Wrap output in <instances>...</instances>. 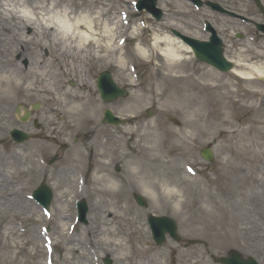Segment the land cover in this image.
<instances>
[{
    "label": "bare ground",
    "instance_id": "bare-ground-1",
    "mask_svg": "<svg viewBox=\"0 0 264 264\" xmlns=\"http://www.w3.org/2000/svg\"><path fill=\"white\" fill-rule=\"evenodd\" d=\"M75 1L0 0V144L6 139L7 125L13 123L12 109H24L33 101L46 107L41 119L47 131L43 140L27 153L4 150L3 157L0 154L2 167L15 173L12 179L0 178V264H28L29 258L33 264H44L50 258L47 251L61 246L63 253H75L76 243H87L95 253H112L118 264H154L149 247L142 246L146 239L137 219L131 216L126 182L105 172L103 161L117 157L119 139L113 135L103 139L106 128L98 124L102 106L95 98L94 84L88 81L90 71L111 65L123 74L140 58L153 64L155 75L151 84L131 82L135 93L125 111L138 112L149 95L150 101H161L160 106L178 114L181 121L171 125H138L131 130L134 140L129 145L130 154L122 155L123 160L129 158V185L152 200L176 201L180 206L187 197L204 196L213 200L223 214H237L244 209L246 188L264 194V185L257 181L258 166L264 164V95L249 119L235 122L231 114L242 111L243 103L251 95L242 90V95L236 96L230 83H221L205 70L191 67V60L182 56L190 50L178 39L161 37L153 31L145 43L138 36L145 25L132 27L124 20L125 11L112 7L113 1L80 0V5ZM134 40L135 47L127 49V43ZM32 44L45 51L46 60L37 61L32 70L30 61L22 60L28 70V74H23L10 50L14 46L25 57L24 48ZM159 57L164 62L154 64ZM235 63L241 70L234 73L245 83L257 74L264 77V67L255 62ZM58 78H63L64 83ZM65 80H74V88H67ZM212 123L219 130L225 129L224 148L233 157L225 160V171L204 189L198 181L187 177V167L191 166L187 158L179 157L176 161L170 153L185 154L188 142L204 137ZM82 132L90 134V144L96 149H107L91 154L93 168L82 182L73 173H83L88 159L84 147H66L50 171L57 195L45 219L33 210L23 193L20 177L26 171L20 169L22 161L30 166L27 171H32L40 166L43 153L51 145L64 144L70 136ZM164 152H168L169 158L162 156ZM255 184L257 187L252 189ZM84 192L93 200L91 211L99 222L97 230L87 228L84 240L78 241L70 225L68 207L71 200ZM253 197L254 203L264 210L258 194ZM42 226L50 227V232L44 234ZM30 246L35 250L33 255L28 251Z\"/></svg>",
    "mask_w": 264,
    "mask_h": 264
},
{
    "label": "rangeland",
    "instance_id": "rangeland-1",
    "mask_svg": "<svg viewBox=\"0 0 264 264\" xmlns=\"http://www.w3.org/2000/svg\"><path fill=\"white\" fill-rule=\"evenodd\" d=\"M113 1L112 7H121L123 11L126 12L128 20L132 27L134 25H139L143 23L146 25L147 29L143 31L139 38L143 42L149 41L153 31L158 33L161 37L169 36L170 38L174 37L171 34V30H176L183 35L194 37L197 39H204L201 35L200 25L203 20L211 19L214 15L219 17L218 14L211 13L208 9L195 10L187 5H185L181 0H161L158 3V7L164 13L163 19L160 22H156L150 15L145 12L139 13L136 12L134 8V3L137 0H120ZM233 6H224L226 9H230L237 14H240L243 17L250 18L255 22L260 21V16L257 14V9L254 8L251 0H229ZM80 0H76L75 4L80 5ZM264 4V0H262ZM253 15V16H251ZM214 22L216 21L213 18ZM237 24L238 21H235ZM217 23V21H216ZM241 24V23H240ZM243 24V23H242ZM220 28L228 29L225 24H222ZM252 30L251 26L244 24L239 28H233V32H241L242 30ZM249 33V32H248ZM177 40V39H176ZM134 41H129L126 45L127 49H132L135 47ZM241 51L232 52L230 54L226 53V56L233 61H239L240 63L247 64L255 62L256 65L264 66V37L254 38L251 42L242 43ZM13 52V58L16 60L17 65L21 68L23 74H28V70L24 68L22 60L30 61V70L34 67L35 63L39 60H46L45 51L38 49L34 44L30 47L24 48V52L27 56L21 57L19 53H22V50L16 49L14 46L10 50ZM20 58L18 59V57ZM183 58L186 60H191L188 63L191 64L195 70L199 69L203 72H208L212 77L219 80L221 83H230L232 86V91L236 96L242 95L243 92H248L251 95L248 101L244 102V107L242 111L232 113L231 116L235 122H242L249 119L257 106L260 103L261 95H264V79L260 75L253 76V79L247 80V83L241 79L234 72L236 70H241V67L238 65L234 66L232 72L226 74H221L215 71L213 68L207 66L206 64L199 63L193 58V55L188 52L182 53ZM163 58L159 57L158 61H155L154 64L163 63ZM134 72L130 70L120 73L115 66H101L96 67L90 71L88 75V81L95 83L96 78L99 73L107 71L111 74L114 82L117 87L126 89L128 91L127 97L120 99L114 103L105 104L99 100L98 92L96 88H92L95 91V98L98 99L99 103L102 106V113L105 109H108L112 114L125 121L121 126H109L101 123L99 119L98 124L106 128V134L103 136V139L107 135L116 136L119 139L118 143V155L114 159H104L105 163V172L106 174L120 178L123 182H126V194H127V204L132 207L133 211L131 213L132 218L137 219V225L140 227L143 236L146 239L143 247H149L150 255L152 262L155 264H214L211 260V256L222 257L229 250H236L240 252L244 257H253L258 264H264V210L262 205H257L253 194H258L259 201L264 202V194H261L257 191L250 190L246 188L244 193L245 205L244 209L240 213H228L223 214L218 206L211 199H207L204 196H196L192 199V196L185 198L184 204L180 206L176 204V201L168 203L165 200L155 201L150 199L142 193L141 190L129 185V180L126 175L129 158L123 160V154H130L129 145L134 140V136H131V130L135 129L138 125L143 126H156L166 123L167 125L177 124L176 122L181 121V117L178 114H175L172 110L165 109L161 101L153 102L149 100V95H147L144 103L139 108L138 112L128 113L126 112V107L129 106L131 102L132 95L135 93L132 83H138L139 80L142 84H151L154 80V71L153 64H150L148 60L141 59L136 62L134 66ZM130 74V75H129ZM126 75L131 76L127 78ZM62 82L63 78H58ZM64 83V82H62ZM75 81L65 80V86L67 88H74ZM237 97V101H238ZM38 103L39 109L37 111H31L30 118L24 123L20 122V117L15 114V106L10 112L12 124H8L5 133V141L0 144V154L3 155L6 153L4 150H10L12 152L23 154L27 153L30 150H33V146L37 142H41L45 135L47 134L46 127L41 117L44 114L46 107L40 102H32L25 105V108L30 109L31 107ZM21 112V108H20ZM147 112L152 113L151 117L147 118ZM59 121V119H57ZM12 129H18L24 133L30 135V140L23 144H15L9 137V131ZM225 129L219 130L215 124H211L207 130V134L203 137L200 136L188 142L187 152L183 154L181 151H173L170 153L174 159L179 157H186L187 161L190 163V171L195 172V174H187V177L191 180L198 181L204 189L211 185L212 181L219 175L221 171H225L224 162L228 158L233 157L231 151L225 149V140H226ZM54 136V135H53ZM52 136V138H53ZM130 139V140H129ZM91 136L88 132H82L77 135H72L64 144L56 142V144L51 145L48 142V146L52 148L43 153L41 158V166L35 168L34 170L27 171V168L30 169L27 163L22 161L23 167L20 169L26 171V174L20 177L21 186L23 193L26 196L28 202L33 206V210L39 215L46 214L42 209L31 199L32 191L41 183L44 182L48 185L53 193L52 202L49 208L51 211L54 207L55 198L57 191L54 187V179L49 178L52 168L55 167L64 152L66 147L70 144H78L84 147V153L86 159L83 174L84 176H89L93 166L91 154L100 151H105L107 148L96 149L90 144ZM129 140V141H128ZM128 143V147L127 144ZM50 144V145H49ZM212 149L214 155L213 160L210 163L205 162L199 155V152L202 148L209 146ZM97 150V151H96ZM164 158H169L168 152H164L162 155ZM184 170L182 165L181 167ZM264 164L258 166L257 171V181L259 184L264 185L262 182L263 179V169ZM117 169V171H116ZM262 170V171H261ZM263 173V174H262ZM15 174L12 169H6L2 167L0 163V178H13ZM74 174V178H81L79 174ZM215 185L212 186L214 188ZM252 189L256 188L257 185L251 186ZM217 188V187H216ZM135 194L141 195L147 202V207L142 209L136 205L133 200ZM191 195V194H190ZM82 199L86 202L88 207V213L86 217V224H79L76 222V209L75 202ZM220 204H222V200ZM93 200L88 197L86 192L82 195L74 198L70 201L68 207V216L70 217V222L74 227V237L78 241H83L85 232L87 228H91L93 231L97 230L98 218H95V214L92 213ZM148 215L155 216H168L175 220L177 224L178 236L181 239L180 243H176L173 240L167 238V241L161 246L156 247L152 241L150 231L146 224V218ZM43 232L48 234L50 232V227L44 228ZM62 247L58 246L51 250L50 256L52 257V264H88L89 261L91 264H104L103 260L110 259L112 264H118L116 257L112 253H95L93 249L88 248L87 243L82 244L76 243L74 246L75 253L65 254L62 251ZM29 254L33 255L35 250L30 246L28 247ZM65 260V261H64ZM70 263H67V262ZM28 264H33V259L27 260Z\"/></svg>",
    "mask_w": 264,
    "mask_h": 264
},
{
    "label": "water",
    "instance_id": "water-1",
    "mask_svg": "<svg viewBox=\"0 0 264 264\" xmlns=\"http://www.w3.org/2000/svg\"><path fill=\"white\" fill-rule=\"evenodd\" d=\"M156 1L157 0H140L138 3V8L139 10L145 9L147 12L152 13L157 19H159L161 16V12L155 10L154 8ZM213 8L218 9L216 6H214ZM186 41L191 43V46L193 45L192 50L194 51L198 60L206 62L223 72H226L230 69L231 65L224 62V59L222 58L221 51H219L218 46L216 50L212 51L209 49V47L211 46L210 44L197 43L190 39H187ZM97 88H99L101 92V98L104 101H114L118 97H125L126 94L124 91L118 90L114 87L108 74H104V76H101ZM26 118L27 117L22 119V121L24 122ZM104 122L111 124L119 123L118 120L112 117L109 111L105 112ZM11 135L17 142H21L28 139L27 135H24L17 131H13ZM200 154L206 160H211L212 158L209 150H203ZM35 197L45 207H48L51 199V193L46 186L42 185L38 192L35 193ZM135 200L139 206H145L144 200L139 196H136ZM79 209L81 211V220L83 221L84 214L86 212L84 203L79 204ZM149 223L152 230V237L158 246L161 245V243L164 241L163 237L165 233H168L170 237L174 240H178L176 236V227L173 220L164 217H149ZM228 255V258L218 259L216 260V262L222 264H256L252 259H248L247 261L242 260L241 256L237 255V253L235 252H230ZM105 264H110V261H105Z\"/></svg>",
    "mask_w": 264,
    "mask_h": 264
},
{
    "label": "flooded vegetation",
    "instance_id": "flooded-vegetation-1",
    "mask_svg": "<svg viewBox=\"0 0 264 264\" xmlns=\"http://www.w3.org/2000/svg\"><path fill=\"white\" fill-rule=\"evenodd\" d=\"M185 1V3L186 4H188L189 5V3L186 1V0H184ZM204 1H214V0H204ZM217 3H219V5H221V6H233V4L229 1V0H215ZM214 1V2H215ZM231 19H233L232 17H230V16H221V17H218V18H216V21H217V23H216V21H215V25H216V27L219 29V30H222V31H224L225 29H223V28H220L221 26H222V24H225L226 26H227V28L228 29H230V27H231V25L232 26H235V24H234V22H232L231 21ZM235 19V18H234ZM225 42H226V46H228V44H227V41L229 40L228 38H226V34H225V32L224 33H222V36H220ZM231 46V45H230ZM232 49H234V47L232 48Z\"/></svg>",
    "mask_w": 264,
    "mask_h": 264
},
{
    "label": "snow or ice",
    "instance_id": "snow-or-ice-1",
    "mask_svg": "<svg viewBox=\"0 0 264 264\" xmlns=\"http://www.w3.org/2000/svg\"><path fill=\"white\" fill-rule=\"evenodd\" d=\"M121 43H123V41Z\"/></svg>",
    "mask_w": 264,
    "mask_h": 264
}]
</instances>
